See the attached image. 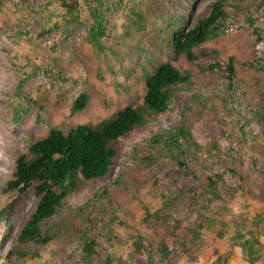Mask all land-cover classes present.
Segmentation results:
<instances>
[{
	"label": "rangeland",
	"instance_id": "374dc122",
	"mask_svg": "<svg viewBox=\"0 0 264 264\" xmlns=\"http://www.w3.org/2000/svg\"><path fill=\"white\" fill-rule=\"evenodd\" d=\"M99 1L105 35L97 46L88 15L97 0H79L80 20L68 26L57 0H0V264H86L84 236L96 243L87 264H249L240 246L246 239L259 242L255 264H264V71L248 65L256 60L264 67V0H225L228 17L204 44L207 56L198 49L194 62L184 56L173 62L194 72L189 86L173 93L172 109L123 139L106 178L84 182L65 198L47 221L52 241L18 243L38 198L33 188L6 190L17 156L52 128L67 132L139 103L145 76L171 61L173 33L192 27L217 0ZM229 56L231 99L217 70L195 71L196 64ZM83 92L90 101L71 115ZM251 109L259 124L252 115L239 120ZM181 125L198 147L196 155L177 157L185 159L182 167L165 147L146 145ZM241 126L257 140L245 146ZM213 174L221 176L224 202L207 208L206 179ZM177 189L184 193L170 205ZM164 222H180L176 235L165 234ZM198 223L200 237L193 240L187 229ZM161 244L170 253L165 262Z\"/></svg>",
	"mask_w": 264,
	"mask_h": 264
},
{
	"label": "trees",
	"instance_id": "16d2710c",
	"mask_svg": "<svg viewBox=\"0 0 264 264\" xmlns=\"http://www.w3.org/2000/svg\"><path fill=\"white\" fill-rule=\"evenodd\" d=\"M64 10V21L66 26L73 25L80 20L79 0H57ZM98 6L89 11V19L92 20L91 36L93 42L99 46L98 39L105 35V11L103 4L97 0ZM228 5L225 0L215 1L209 13L198 18L192 27L178 29L172 35L173 55L170 62L161 64L144 78V93L139 103H131L119 109L111 117L101 118L94 123L77 125L67 132L61 129L52 128L47 134L30 143L26 153L17 156L14 163V173L7 183V191L22 193L33 188L38 198L36 207L20 230L18 235L19 244H47L52 241L55 234L46 228L47 221L51 219L60 209L62 202L71 193L77 192L81 184L89 181H101L106 178L116 161L119 152V145L131 132L146 128L153 124L157 117L169 112L172 109L173 93L181 90L190 84L194 70L179 69L173 62L184 56L187 61L197 60V51L200 56H207L203 50L204 44L209 39L218 37L221 21L228 17ZM108 11V9H107ZM251 22V21H249ZM253 24V23H251ZM257 33V29H253ZM213 55H217L214 51ZM252 69L264 67L260 62L252 61L248 64ZM217 70L222 82L226 85V96H234V57L229 56L224 62H213L207 66L196 64L195 71L204 73ZM90 96L86 92L76 97L70 108V114L83 111ZM249 114V115H247ZM247 114L241 113L239 120L250 119L254 116L256 124L260 120L259 112L251 109ZM259 127V126H257ZM242 140L245 146L248 140H257L249 129L240 127ZM264 136V126L259 130ZM251 136V138L249 137ZM150 148L165 147L169 150L172 159L183 166L178 156H185L188 152L196 155L197 145L191 138L189 131L183 126H177L171 130H162L146 141ZM196 148V150H195ZM249 168L257 170L255 164L251 163ZM219 174L209 175L206 179L205 202L207 208L213 202H224L219 191ZM184 191L177 189L170 199L173 205ZM1 216V213H0ZM180 222L175 226L163 223V229L167 235H176L180 229ZM201 224L187 229L193 240L200 237ZM259 245L256 240H244L241 249L249 264H255L261 257L254 250ZM96 243L94 240L84 236L81 242L82 261L86 264L95 254ZM140 247V246H138ZM158 249L161 260L165 262L170 253L164 244ZM140 252V251H139Z\"/></svg>",
	"mask_w": 264,
	"mask_h": 264
}]
</instances>
